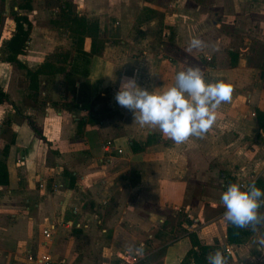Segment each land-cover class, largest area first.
<instances>
[{
	"label": "rangeland",
	"instance_id": "obj_1",
	"mask_svg": "<svg viewBox=\"0 0 264 264\" xmlns=\"http://www.w3.org/2000/svg\"><path fill=\"white\" fill-rule=\"evenodd\" d=\"M122 1L82 0L78 3L81 8L77 7L81 12L76 14L71 13L75 5L69 1L72 8L65 9L67 12L48 13L41 23L47 31H39V34L41 40L50 46L44 47L46 55L43 54L44 49H40L43 50L38 58L41 62L32 63L33 69L46 62L57 67L65 66L67 73L75 63L87 68L85 62H71L72 51L75 57L77 55L73 41L80 38L84 41V48H89L87 50L92 49L94 41L95 53L92 58L95 55L106 58L111 70L107 89L100 95L102 99L96 111L93 109L89 113L88 124L94 130L90 134L98 138L96 145L104 150L105 163L108 161L113 165V169L105 172L108 176L113 173L108 187L112 193L105 197L109 202L103 213L100 210L98 213L109 219H119V237L113 244L103 238L100 245L94 247L84 235L81 238L82 249L86 257L94 259L96 264H164L167 245L178 237L189 236L194 250H199L202 245L212 246L205 258L220 250L228 258V264H234V255L228 254L226 250L228 246L235 245L228 239L231 224L224 218L226 209L220 202L226 188L213 173L215 165L225 168L233 165L226 150L234 153L235 130L223 118L224 104L229 103L220 105L216 111L215 124L206 136L199 138L200 149L211 151L208 164L211 173H207L209 169H203L202 161L196 164V161L188 158L189 148L186 146L190 144L187 141L175 144L164 137L158 128L140 126L134 120V114L121 108L114 97L125 77H135L137 83L149 91L162 92L175 83L179 71L192 66L199 67L209 82L223 80L230 83L234 88L231 104H249L248 95L241 94L243 91L235 86L233 76L238 72L237 68L244 57V66L263 69L261 79L264 80V0H135L131 3L133 8H137L136 17L133 16L134 23L126 36L119 37L116 36V28L123 21L120 13ZM68 11L71 15L63 16ZM36 19H29L27 23L30 25V34L34 26L38 25ZM192 37L203 40L205 47L189 52L187 49ZM91 62L88 63L89 71ZM226 69L233 73L224 75ZM56 76L50 73L40 76L41 88L47 91L46 95L40 93L42 98L50 99L48 91L54 88ZM245 76L250 78V74ZM60 83L63 84L62 79ZM5 105L10 107V103ZM5 118L0 115V162L5 160L4 146L12 140L8 132L3 137ZM103 121L102 130L94 126ZM224 125L228 127H222ZM213 133L219 136L225 148L219 149L221 152L223 150L221 159L214 155L219 153L217 147L220 145L208 142V135L212 137ZM155 135L157 138L162 137L163 141L154 143ZM108 142L111 143L110 151L104 149V144ZM242 172L239 180L234 177V183L247 185L257 180L251 176L249 169H243ZM246 178L249 179L245 181ZM120 187L129 189L124 191L126 195L122 196L123 189ZM258 187L264 189V183H259ZM40 189L45 194L55 191ZM77 198L81 203L80 209L84 211L87 208V214L93 216L92 211L97 210V203L92 194L82 193ZM118 199L135 204L145 202L152 211L145 217L139 213L142 207H138L140 210L136 208L133 215L122 219L123 209L116 206ZM260 212L264 213V208ZM248 230L250 233L245 236V243L253 241L254 251L260 250L259 260L252 264H264V249L258 243L264 238V226H258L256 231ZM53 236L54 233L50 238ZM50 238L45 236L46 240ZM141 243L144 245L142 256L134 251ZM233 250L236 251L235 246ZM59 261L69 264L67 259ZM188 264L198 263L190 261ZM205 264H208L207 259Z\"/></svg>",
	"mask_w": 264,
	"mask_h": 264
},
{
	"label": "crops",
	"instance_id": "obj_2",
	"mask_svg": "<svg viewBox=\"0 0 264 264\" xmlns=\"http://www.w3.org/2000/svg\"><path fill=\"white\" fill-rule=\"evenodd\" d=\"M20 1L0 0V14L6 19L5 24L0 27V84L9 94L10 100L5 103H10V107L5 104L0 106V115L6 117L3 121L6 122L5 128L2 129L3 137L8 132L12 138L8 155L4 156L8 166V183L0 185V264H30V254H48L54 260L58 259L57 261L67 259L69 264H96L94 259L86 257L81 238L87 236L94 247H98L103 238L110 244L118 240L119 219H109L98 213L99 210L103 213L109 202L105 197L112 193L108 187L112 182L113 173L108 176L105 172L113 169V165L108 161L105 163L104 150L96 145L98 138L90 134V131H94L90 125H86L82 138L76 136V127L78 120L90 113L82 104L90 103L105 93L111 74L109 63L106 58L95 55L90 59L92 64L88 75H81L72 70L57 74L54 88L48 91L50 99L42 98L40 94L35 98L26 86V69L16 64L19 68L6 59L9 53L4 41L11 38L15 31L14 15L23 14L29 16L30 21L33 18L38 20V25L31 30L26 52L18 56L20 61L32 68L34 62L42 61L38 59L43 51L40 49L50 46L41 40L39 34V31H47L46 27L41 25L44 16L52 11L60 13L65 1H71L75 5L73 12L78 13L81 8L78 3L82 0H32V9H19ZM134 1L123 0L120 4L123 21L121 26L116 28V36L124 37L131 29L137 14V8L131 6ZM130 21L132 22L129 23ZM46 53L47 50L44 49L43 54ZM71 60L82 63L80 57H75L74 51ZM245 61L244 57L241 58V66L233 77L235 86L243 91L241 94L248 95L249 104L235 102L224 104L223 108V118L228 121L227 124L234 127L236 140L234 153L232 154V150H226L227 157L230 156V160H233V165L229 168L215 165L213 168L214 175L222 180L223 187L225 183L220 175L221 169H225L238 180L243 175V169H249L255 179L264 178V80L261 79L263 69L244 66ZM225 72L223 74L227 76L233 73L229 69ZM247 74H250V78L245 76ZM40 93L46 95L47 91L41 88ZM63 101L79 106L68 110L52 103ZM29 120L44 134L47 141L34 132ZM103 123L104 121L94 126L102 130ZM208 138V142L220 145L217 147L219 151L222 147L219 136L213 133L212 137L208 135ZM161 141L162 137L157 138L155 135L153 142ZM187 143L190 144L186 146L189 148L188 158L196 161V164L202 161L203 169H209L211 151L200 149L198 137H190ZM222 152L220 150L214 155L221 159ZM64 171L72 172L77 180L79 179L74 187L69 186L70 179H67ZM207 173H211L210 169ZM247 179L249 178L245 181ZM40 188L55 191L45 194ZM120 189H123L122 196L126 195L125 190H129L123 187ZM82 193H91L96 199H93L97 203L94 202L97 210L92 211L93 216L87 214V208L84 211L80 209L81 203L77 196ZM116 206L123 209L122 219L133 215L138 207H142L139 213L145 217L152 211L145 202L135 204L129 200L118 199ZM50 225L55 226L54 236L46 240L43 230ZM253 243L252 241L234 245L236 251L230 253L234 255V264H252L259 260L260 250L255 252ZM191 249L195 247L189 236L178 237L167 245L164 264H184L183 260Z\"/></svg>",
	"mask_w": 264,
	"mask_h": 264
},
{
	"label": "clouds",
	"instance_id": "obj_3",
	"mask_svg": "<svg viewBox=\"0 0 264 264\" xmlns=\"http://www.w3.org/2000/svg\"><path fill=\"white\" fill-rule=\"evenodd\" d=\"M205 47L198 37L190 38L188 51ZM233 86L223 80L209 82L199 67L189 66L179 71L175 83L162 92L142 88L135 77H125L115 94V101L134 114L140 126L158 128L161 134L175 144H182L190 137L202 138L216 122V111L222 103H230ZM225 207L224 218L232 226L256 231L264 226V189L255 180L247 185L230 182L220 197ZM264 249V238L258 241ZM144 245L134 249L143 255ZM208 264H228L225 254L216 250L207 257Z\"/></svg>",
	"mask_w": 264,
	"mask_h": 264
},
{
	"label": "trees",
	"instance_id": "obj_4",
	"mask_svg": "<svg viewBox=\"0 0 264 264\" xmlns=\"http://www.w3.org/2000/svg\"><path fill=\"white\" fill-rule=\"evenodd\" d=\"M64 6L62 7L61 11L67 12L65 9H71V3L69 1L63 2ZM19 9H32V0H21L18 4ZM64 8V9H63ZM68 13H64L63 16L68 15ZM73 14V11L71 12ZM70 13V15H71ZM14 21L16 23V28L8 40L4 41V46L6 47L8 51V56H7V61L12 63V64H18L21 68L27 69L26 73V86L27 88L33 93L35 98L38 97V94H40V89H41V81H40V76L42 74H63L66 71L65 66L64 67H57L53 65L52 63L46 62L42 66H40L37 69L29 68L26 64H24L22 61L19 60L18 56L20 54H23L26 52V46L27 42L29 41L30 38V25L27 24L29 22V18L27 15H19L16 14L14 15ZM5 18L1 16L0 14V27L2 28V25L5 24ZM2 29L0 30V37L2 35ZM74 44L76 46V52H77V58H81L82 62H85L87 65V68L83 69L81 68L80 64L76 65V63L72 66V71H75L77 73L83 74V75H88L89 74V68H88V63L90 62V59L95 53L93 50L94 47V41L92 40V49L87 50L84 48V41L82 39H75ZM82 69V70H81ZM102 99L101 96L96 97L92 102L90 103H85L82 104L83 108L89 109L90 112H92L93 109L96 108L98 102ZM9 100V94L2 88L0 84V106H2L5 103H8ZM27 101V100H26ZM29 102V101H28ZM54 106L59 107V108H65L70 110L73 107L79 106V104L76 103H69V102H52ZM96 111V109H95ZM98 111V110H97ZM89 114L87 116L81 117L78 122H77V127H76V136L78 138L84 137L85 134V128L86 125L90 122L89 119ZM30 125L34 132L40 136V138L44 139L47 141V138L44 136V134L38 129V127L29 120ZM10 144V143H9ZM136 142L133 143L135 145ZM9 145L4 146L3 151L5 157L8 155L9 151ZM65 176L69 177L70 179V185L73 186L74 183L77 181V177L73 175L72 172L69 171H64ZM8 175V166L6 161L0 162V185L8 183L7 179ZM220 175L222 178H224V183H225V188H227L228 184L230 182L234 183V177L225 169L220 170ZM256 184L258 186L259 183H264V178L259 177L256 181ZM250 231L248 229H241V228H236L234 226H230L228 228V239L231 243L234 244H241L245 243L247 241V237ZM212 250V246H205L202 245L199 250H194L191 249L186 257L183 260L184 264L189 263L190 261H194L198 264H205L206 263V258L205 255Z\"/></svg>",
	"mask_w": 264,
	"mask_h": 264
},
{
	"label": "built area",
	"instance_id": "obj_5",
	"mask_svg": "<svg viewBox=\"0 0 264 264\" xmlns=\"http://www.w3.org/2000/svg\"><path fill=\"white\" fill-rule=\"evenodd\" d=\"M104 149L106 151H110L111 143L108 142V143L104 144ZM54 229H55V226L50 225L44 229L43 233L47 238H50L53 234ZM226 250H227L228 254L233 253V251H234L233 248L230 246H228L226 248ZM30 264H66V263L63 261L54 260L48 254H41L39 256H30Z\"/></svg>",
	"mask_w": 264,
	"mask_h": 264
}]
</instances>
